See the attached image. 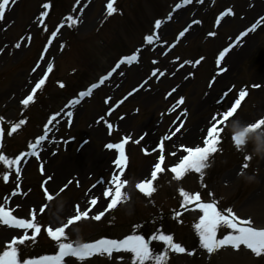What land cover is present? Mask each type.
Returning a JSON list of instances; mask_svg holds the SVG:
<instances>
[{"label": "rangeland", "instance_id": "obj_1", "mask_svg": "<svg viewBox=\"0 0 264 264\" xmlns=\"http://www.w3.org/2000/svg\"><path fill=\"white\" fill-rule=\"evenodd\" d=\"M75 1L76 0H63L62 2L60 1L59 6H61L62 9L64 8L63 12H69ZM105 1L106 0H95V3H92L88 7V10L86 9L82 15L74 16V18L71 15L76 21L74 24L69 20H62L61 22L64 23L60 32L62 34V40L64 35L68 36V34H70V28H72L77 38L88 41L87 38L95 28L97 20L102 17L103 3ZM168 1L173 0H154V4L150 3L149 0H144L143 3L140 4L139 0H136V2H134L136 8H133V12L130 13L129 10L124 11L126 20L132 19V21L135 22V18H137L140 25L143 23V27L139 31L135 30L133 33L124 27V43L126 44V50L129 52L131 50L134 51V47L136 48L140 45L142 36H144L142 32H149L152 27L151 19L154 18L155 14H164L163 12L167 10L165 4ZM247 1L248 0H208V5L206 7L212 6L213 9L209 8L207 10L205 9V11L203 8V10H199L198 8V10L193 11L192 7L185 10L177 21H172L168 24V30L165 34L162 32L163 38H160L162 49L142 53V64L144 65L147 63L144 66V73L132 79L127 76L131 73L130 69L125 67L121 68L115 75L116 77L118 74H121V82L123 81L117 90L113 94H110V96H107L108 94L103 91L108 84L107 82L96 92L93 99L84 102L83 105L80 106L75 115V123H72L70 128L65 125L59 133H56L54 130L51 145L50 143L46 144L48 146L50 145V148L44 146L45 151L41 153V159L32 163L29 162L23 170V174L19 173V176L22 177V181L18 180L19 176L17 177V171L13 169V167L9 169L1 162L0 200H2L3 197L6 202L12 200L8 207H15L18 204L15 202V199L26 196L35 201L33 202L35 208L39 205L38 210L41 206L46 207L43 212H40L41 215L43 214L42 216L40 215V220L38 222V226L41 227L40 237L36 238L34 242L28 241L25 245L18 246L20 249V251H18L19 260L25 259L23 251L27 248L30 249V255L38 257L43 255L46 251H49L52 246L55 247L57 252V242L49 240L46 228H54L58 225L61 226L63 220L65 221L73 215L74 206H77V203H79V199L83 195V192H85V194L82 198L85 203L89 197H91L89 199H93L94 195H96L89 193L90 191H98V189L101 191L107 187V180L112 176L103 173L105 167L96 165L97 167L95 168L94 161L88 164L85 162L84 164L82 163L85 157L97 156L101 153H110V155L108 154L105 158L108 160L111 159V162L114 156L113 149H107L105 147L106 144L111 143L110 137L105 136V134H109L105 128L106 125L104 123L97 124V127L100 129V131H98L94 130L91 124H93L96 116L100 113H105L108 107L116 100L128 94V92L131 91L130 88L134 89L145 74H150V71H158V69L163 71V66L166 63L183 66V64L188 61L186 69L182 71L183 75L186 73L187 82H185L184 86L180 87L179 92L171 98H164L163 94L166 96V93L170 91V87L173 85L174 80L165 84V78H163L152 88L147 87L146 90H148V92L140 91L135 96L130 97L123 107L118 112L112 114L109 120H107V123H110L114 131V135H112L114 139L124 140L128 138L130 140L128 144L130 165L129 171L125 177L129 180V184L124 190L128 195V199L121 203L111 214L104 216L100 222H105L109 218L116 216L119 222H125L127 220L130 221L132 217L138 215L142 217L149 214L150 209L148 206L144 205V198L138 196L137 201L139 204L134 203V195L136 192L133 189V185L138 181L148 179L149 173L154 165L157 153L148 156L145 155V151L150 152L155 147L157 141L167 134L169 135L178 124H173L168 128L164 125L165 128L158 130L155 135L151 134L150 131L153 128V123L160 122L164 116L168 117V121H171L172 118L175 117L174 114H170V110L171 107L176 106L175 100L182 97V95L176 96L177 94L185 92L184 95L186 97L184 105L177 107V110L182 113L180 115V120L186 119V122L183 130L176 135L169 144L167 143V147L165 148L170 152H175L178 148L182 150L190 146L203 147V142L201 140L206 132V127L213 122L212 117L218 115L221 109V104L218 103V100L223 98L222 104L225 110L240 91L246 92V98L234 119H239L245 124H250L257 119L264 118V87L257 88V86L249 85L251 83H264V74H260L264 69V25L259 28L254 36L246 39L247 41H245L246 44L244 47H237L230 57L223 62L224 68H227L226 71H228L223 75L225 77L222 76L220 79L221 76L218 77L217 74H215V71L218 72V69L213 68L214 62L218 56V52H215L220 48L222 50L225 45L232 41L239 31H242L245 27L253 23L255 19L260 17L259 15L262 8L247 9ZM49 2L50 0H16L15 5L12 6L14 10L10 15L11 17H9V24L6 25L7 22L0 27V39L7 43L6 48L3 50L4 53L1 57L3 59L0 64V76L2 77L0 78V97H2L0 101V118L9 125L18 116L19 109L22 106L20 102L29 92L32 83H34L43 70L50 65V62L47 64L44 60L43 65L33 71L36 67L37 60L40 58V53L48 30L54 25L58 18L56 16L50 21L45 30L43 27L36 25L35 21L37 22V14L42 12L43 3ZM227 7H231L234 10L235 16L230 20H225L217 30H214L212 28L214 14L219 13ZM245 14H248L246 17H249V19L244 20ZM59 15L60 14H58V16ZM196 16L202 20L201 29L196 27L193 32L188 33L179 42L173 51L165 55L164 50L167 45L174 40L175 34L186 27L189 22L195 21L194 19L197 18ZM2 28L3 30H1ZM13 40L14 45L12 44ZM16 44H20L21 47L17 48ZM62 44V41H58L57 46L55 43V47L51 49L47 58L53 55L52 53L55 51L54 60L60 61L59 70L60 72L63 70L62 74L66 73V68L79 70V74L77 73L76 78L71 77L70 90H61L60 92L54 93L56 100L61 97V99L56 102L52 101V103H57V105L54 104L51 108L47 107L43 110L40 108V105L37 106V104H34L33 107L35 109H31L27 112L30 117V124L14 135L16 138L14 139L15 144L19 145V150L17 151L19 153H15L16 155L14 156L12 155L13 158L11 159L23 153L22 151L25 147L32 144L34 139L42 133V128L49 122L50 115L57 114L64 106L66 102L63 98L64 93L70 95L73 90L72 88L78 85L79 79L84 82L94 81L96 76L99 73H104L112 63L111 61L107 62V59L103 58L95 71L91 73L88 72L87 77H82L80 73H83L82 69L84 63L74 52L75 50H71L63 57L59 56ZM252 44L257 48L255 54L250 52ZM8 46L12 48L11 54L8 50ZM92 47L95 48L96 46L92 45ZM153 53H157L159 56L156 57ZM242 54H246L247 57L238 61L239 56ZM196 59H203V62L198 64L196 63ZM155 60H159L157 66L152 64ZM196 67L198 68L195 69ZM134 69H136V67ZM220 69H222V67ZM194 70L197 71L194 74L196 76L194 79H191V72ZM29 73H33V77ZM64 79L68 80L69 76H65ZM221 83L223 84L220 85ZM225 93H227V95H225ZM152 95H155L153 100L160 98L158 99L159 102L146 105L144 103L145 100L151 98L150 96ZM9 98H11L10 103H6ZM105 99L109 100L108 104L104 103ZM161 100L168 101L170 104L167 106L168 103H163ZM37 107L39 110H37ZM194 108L197 109L194 111ZM210 118L211 120L208 122ZM192 127L201 130L199 135L200 141L199 139L187 141L180 136L183 135L184 130H189V128ZM246 129H248V127L243 129V131ZM255 131L256 130L249 129L245 132L253 133ZM94 132L98 133L100 136L96 137ZM142 136L143 139H141ZM136 140H140V143H136ZM258 146L264 151V137H261ZM217 148L218 150L214 154L218 157L214 163L220 160V163L222 161L223 164H221L216 174L212 177L213 180L210 185L207 182L206 174L213 153L210 154L206 161L208 167L202 170V178L200 173L189 172L186 173L181 180L177 181L173 179L174 174L167 171V166L170 165V162H168L164 166V171L160 173L159 180L156 179L153 184L156 191L149 197L150 201L156 199L159 193L161 197L165 199L164 203L166 206L170 208L175 206L178 201L182 199L179 195V189L181 188L189 194L199 192L202 195L204 193L206 198L209 196V191H211V195L219 201V203L216 204L221 210L226 211L222 209L220 205L222 207L227 206L239 219H248L252 222V226L264 227V159L251 156L252 158L246 162L248 167L243 168L242 166L245 163L243 157L245 155L250 156L249 154L251 153L252 146L249 144L245 148L237 150L234 142L231 141V133L228 127L221 132V143ZM49 152L54 153L49 156ZM72 153H76V155ZM87 153L88 155L85 156ZM47 155L49 156L48 158ZM69 155L73 157H69ZM65 160L69 163L73 160L79 162L82 164V171L69 170L66 174L54 178L55 172L50 171L51 165L60 163V165L57 166L60 169L64 165ZM89 160L90 157L88 161ZM40 166H44L46 176H41L38 173L37 169ZM108 167V169H110L109 165ZM143 167H146V170L141 172V168ZM7 173H9L8 180L4 181L3 175ZM51 175H53L54 182H52L53 179H48L52 177ZM72 175L76 176L72 178ZM249 175L255 176V179L251 182L246 179ZM45 181L49 182L47 183V188L52 194H50V196H52L51 200L46 199L40 189V185L42 182L45 183ZM101 181L103 183H101ZM94 183H98V186L91 187ZM61 189H63V191H61ZM13 193H15V195H13ZM19 193H21L20 196H18ZM26 201L27 205L31 204L29 198H27ZM66 204L68 205L67 214L65 212L61 220L54 223L51 220L52 216ZM6 205L7 204L2 203V206ZM83 207L86 209L87 205L83 204L81 208L83 209ZM25 209L23 208V210ZM95 213H97L96 210L90 215L93 216ZM15 214L19 217H24L19 211ZM151 219H153L152 223ZM147 221L148 222H141L139 228H146L149 236H151L156 229H159L162 234L173 236L174 242H179L183 246L185 244L188 250L192 247L189 242L197 235L194 226L191 230L187 231V226L181 225V223L176 220L164 221L151 217ZM100 222L90 223L82 219L66 233L67 240H69L70 237L75 238L77 241L95 239L97 237L95 234L90 236L84 234L97 232V229L100 228L96 225L100 224ZM84 226L87 227V230L82 229ZM220 228L217 230V238L222 236L218 234L219 230H221ZM130 229L133 230L132 226H127L126 231L117 235V237L125 234L127 230L129 231ZM11 234L12 233H6L0 238V252L6 249L12 237H10ZM15 238H18V236ZM3 241L4 244H2ZM40 243H45L44 247H41ZM199 251L200 253L192 252L193 255L186 254L185 256H176L174 253L170 252L171 264H264V260H262L263 262L253 261L252 256L255 254L245 251L244 249L237 251L219 249L217 252L209 254L200 247ZM130 257L131 253L124 252L115 254L111 258L93 256L85 259L83 262L77 259L70 260V262L63 264H131Z\"/></svg>", "mask_w": 264, "mask_h": 264}, {"label": "snow or ice", "instance_id": "obj_2", "mask_svg": "<svg viewBox=\"0 0 264 264\" xmlns=\"http://www.w3.org/2000/svg\"><path fill=\"white\" fill-rule=\"evenodd\" d=\"M10 0H0V18H3L6 5H8ZM12 3H15V0H11ZM79 3V0H77ZM44 9H49V3H44L42 5ZM177 8L180 7L179 4L176 5ZM116 9L113 6V0H109L107 3V15L111 16ZM48 13L45 11L41 13V17L47 16ZM69 21L73 24L76 22L71 16L67 17ZM43 20L41 19V23ZM199 23V21H196ZM161 22L157 20L155 22V27L158 29ZM187 31V29H185ZM211 34V33H210ZM56 32L52 33L54 37ZM181 36L184 35V32L180 33ZM148 42L151 43L152 37L149 36ZM51 43V40H49ZM16 47H21L20 44H16ZM46 50V49H45ZM228 49L221 51L219 56L223 58ZM43 59V57H42ZM135 60V57L128 58V61L131 62ZM125 61L122 59L116 68L120 67V64H123ZM219 60L217 63L219 64ZM187 63V62H186ZM199 63V61H196ZM39 67V65H37ZM36 69L34 68L33 71ZM52 66H48V72H51ZM115 71V68L113 69ZM48 72L44 73V78L38 80L35 86L31 89V93L26 96V98L21 100V104L25 107H28L30 103L34 102V97L37 93V90L41 89L45 85ZM155 74V73H154ZM163 75V73H161ZM104 77L101 79L100 83L104 82ZM60 88H64L63 83L59 84ZM97 87L96 84H93L91 88L87 91L80 92V97H86L90 94L92 88ZM131 95V93H129ZM227 95V93H225ZM246 96L245 91L239 92V99H235V102L232 103L226 110H224V105L222 102L218 101L221 104V109L218 115L212 117V126L207 129V136L203 140V147H185L183 150L187 153L175 166L171 167L169 171L173 173V179L179 181L181 180L186 173L195 172L200 173L201 178L203 177V169L208 167L206 161L208 160L210 154L217 152V146L221 143V132L229 125L232 119L238 112V106L241 105L242 99ZM79 100H73L70 102V105L78 104ZM183 103V98L179 101ZM56 115H59L57 113ZM67 117L71 118L73 113L68 111L66 113ZM231 118V119H230ZM56 116L54 115L50 120H55ZM101 120L103 117L100 118ZM25 121L20 119L18 123L11 125V130L7 131L5 129H0V135L6 134L12 136L13 133L23 125ZM71 120L69 119V124ZM223 125L224 127H219ZM111 128V125L108 126ZM264 127V118L257 119L255 122L248 124L249 129L258 130ZM48 126L45 125V133L43 136H40L35 145L30 144L29 147L33 149L30 155H36L35 148L43 141L48 135L47 131ZM179 129H177L178 131ZM111 134V132H109ZM243 135L240 133L237 136H231V141L234 142V145L237 150H241V145L243 144ZM143 139V136L141 137ZM167 139V138H166ZM136 143H140V140H136ZM128 143V138H125L121 143H108L106 144L107 149H115L118 155L115 157L113 164L115 171L112 174V179L109 181V187L103 192V196L107 199L111 196V200L107 203L105 211L114 209L119 203H123L128 199L126 192H122V189L129 184L128 179H121L125 174V169L127 167V157L125 154V144ZM148 152L145 151V155ZM24 153H21L23 156ZM252 157L245 155L243 157L245 163L243 168H247L248 164L246 163ZM20 156H17L15 159H8L4 155L0 154V162L3 163L7 168L11 169L14 165L20 163ZM165 156L161 154L155 162L151 173L150 179H144L135 184V188L142 193L144 196L150 197L153 192L156 191L153 186V182L158 178V174L163 172L164 169L162 165L164 163ZM19 176V169L17 168V177ZM4 181L8 180V175H3ZM48 179H51L49 177ZM47 183V181H45ZM101 183H103L101 181ZM95 187V185H94ZM63 191V189H61ZM15 195V193H13ZM179 195L182 198L183 202L181 207L187 210L189 204H193L194 208L198 209V212L201 213L198 217V223L194 225L196 234L199 238V245L202 249L206 250L209 254L216 251L218 248L230 245L233 249L239 250L241 245L246 249L251 250L256 257H261L264 255V229H258L252 226V222L248 219H239L231 209L218 210V205L212 202H202L201 195L199 192L195 194H189L183 188L179 189ZM211 195V193H209ZM45 197L48 200L52 199V196L48 194L47 189H45ZM92 205L97 203L96 199H92L90 202ZM40 212H43L44 209L40 208ZM105 212L101 211L100 213L91 216V219L95 221H100L104 216ZM177 216L181 213H176ZM88 218V211H81L79 206L76 207V214L67 220V223H64L59 227H48L46 229L47 237H50L52 241L57 242L56 246L59 248V252L55 256H41L38 259H23L22 261L18 259V251H20L18 246L25 245L26 242H34L37 238V234L41 233V227L36 223L26 220V219H16L10 216V213L5 211L4 208L0 207V223L8 225L10 227L22 228L25 230H33L31 234L27 231L23 235H20L18 238H13L11 242L7 245L6 249L0 252V264H63L65 257H76L78 260L83 262L85 258L99 256L111 258L114 252H127L131 253V264H167L168 252L176 254H187L193 255L192 252L187 251L186 247L179 242H174L173 236L162 234L159 229L154 231V234L151 235V240H145L141 235H126L123 239H97L92 243H69L67 242V236L65 229L72 225L75 221L81 220V218ZM220 227L226 229H231V231L224 235L223 238L217 239V230ZM151 241H162L166 246L167 251L159 255H155L153 251L149 248Z\"/></svg>", "mask_w": 264, "mask_h": 264}, {"label": "bare ground", "instance_id": "obj_3", "mask_svg": "<svg viewBox=\"0 0 264 264\" xmlns=\"http://www.w3.org/2000/svg\"><path fill=\"white\" fill-rule=\"evenodd\" d=\"M251 49H254V45L251 46ZM246 57H247L246 54H242L241 56H239V58H238L239 60L238 61H241L242 59H244ZM133 69L134 68H131L132 72L130 73L129 77H131L132 79H135V78H137V76L139 75V73H141L142 69L141 68H136L134 70ZM260 74H264V69L261 71ZM223 77H225V76H223ZM221 78L222 77H220V79ZM222 84L223 83H221L220 85H222ZM145 101L152 102L153 101V97L152 98H147ZM196 109L197 108H194L193 110L195 111ZM186 134H188V132ZM184 138L186 139V137H184ZM87 155H88V153L85 156H87ZM106 156H107V153H101V154H99L97 156H89L90 157V160L89 161H88L89 157H87V158L85 157L84 158V161H82V160L81 161H82L83 164H84V162L88 164V163L94 161L95 162L94 163V166L95 167H97L99 165L101 167H106L108 165V160L105 158ZM59 165H60V163H56L54 165H51V167H50V171H54L55 172L54 178H58V177L62 176L63 174H66V172H68L69 170H73V171L77 170L78 172H81L82 169H83L82 168V164H80L79 162H75L74 160L72 162H70V163L68 161H64V165L60 169L57 167ZM145 170H146V167L142 168V171L143 172ZM52 182H54V179H53ZM26 202L27 201L24 200V207H27L26 209H27L28 213H30L32 206L30 204L27 205ZM31 202H34V200H32ZM67 209H68V205L66 204V205H64L61 208V210H59V212L55 216L53 215L52 221L54 223H56L59 220H61V217H63L64 213L66 212V214H67ZM1 233H4V230L1 231Z\"/></svg>", "mask_w": 264, "mask_h": 264}, {"label": "clouds", "instance_id": "obj_4", "mask_svg": "<svg viewBox=\"0 0 264 264\" xmlns=\"http://www.w3.org/2000/svg\"><path fill=\"white\" fill-rule=\"evenodd\" d=\"M227 127L229 132L231 133V136H237L240 133H244L242 138L243 144L241 145V148H245L250 144L252 146L251 153L249 154L250 156L264 159V151H262L258 146L259 140L261 139V137H264V128L258 129L253 133L245 132L243 131V129L247 128L248 124L243 123L239 119H232ZM246 179L251 182L255 179V176L249 175L246 177Z\"/></svg>", "mask_w": 264, "mask_h": 264}]
</instances>
